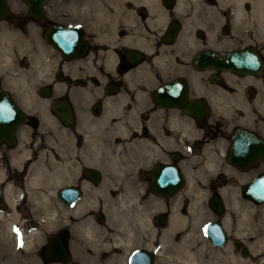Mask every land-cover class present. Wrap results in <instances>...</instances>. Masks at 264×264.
<instances>
[{"label":"flooded vegetation","instance_id":"obj_1","mask_svg":"<svg viewBox=\"0 0 264 264\" xmlns=\"http://www.w3.org/2000/svg\"><path fill=\"white\" fill-rule=\"evenodd\" d=\"M35 4L0 0V256L15 228L46 263L181 264L199 210L213 263H247L225 209L264 173V0Z\"/></svg>","mask_w":264,"mask_h":264},{"label":"rangeland","instance_id":"obj_2","mask_svg":"<svg viewBox=\"0 0 264 264\" xmlns=\"http://www.w3.org/2000/svg\"><path fill=\"white\" fill-rule=\"evenodd\" d=\"M9 157L12 161H14V158L16 157L15 153L10 154ZM232 206L233 207L237 206V207L233 209L231 208ZM231 207H227L225 209L226 216H231L233 219L231 221V225H229V227L231 228V231L228 229L227 231L229 232L230 235H232V233L234 232L236 234L238 233L239 234L238 236L240 238H246V243H247V248L249 250V254L246 260L247 263L244 261L243 262L246 264H257V258L255 257L256 256L255 254H256V249L258 246V241L256 240L257 237L255 238V233L253 232V230L258 231L260 234L262 233L261 237L264 238V203H259L257 205L256 203H252L248 200H241V202L238 205H236L235 202H233ZM194 211L196 212L195 215L193 214L194 216L190 212H186V213L184 212L185 218L183 220V223L185 224V229L179 236H176L177 239L183 236L186 233V230L190 228L193 230L195 235H197L195 237L196 240L203 241V239L207 237L205 233L203 232L202 226L207 219L213 218V215H210L206 212L199 211V210L198 211L194 210ZM226 227L228 228V226ZM3 238H5V236L0 226V244ZM41 240L42 239L40 238L37 243H34V245L40 244ZM18 243H21L18 237H9V241H7V245H8L7 255L8 256L7 258H3L2 256H0V264H63L60 262H47L46 263L44 262V259L41 257V255H39L35 251V249H33L32 251H30L29 249H22L21 247L17 246ZM251 243L253 246L251 245ZM224 248L226 249L227 245ZM230 250L232 253L231 255H234V256L237 255V252L234 250V248H230ZM229 253H230L229 250L225 252V254H229ZM29 255L31 257L27 258V256ZM203 256L205 259L209 260V262L212 261V263L217 260L216 256H214L213 253L204 252ZM19 258H23L25 259V261H21ZM234 258L236 257H232L231 260H229L230 262L228 264H232V261ZM236 259H241V258H236ZM225 260L226 262H228V258L226 256H225ZM220 264H223V263H220Z\"/></svg>","mask_w":264,"mask_h":264},{"label":"bare ground","instance_id":"obj_3","mask_svg":"<svg viewBox=\"0 0 264 264\" xmlns=\"http://www.w3.org/2000/svg\"><path fill=\"white\" fill-rule=\"evenodd\" d=\"M43 171V170H42ZM41 174V173H40ZM44 175V174H43ZM39 177V176H38ZM36 180V179H35ZM60 180V179H59ZM63 180V179H62ZM45 181V180H44ZM54 181V180H53ZM50 182V181H49ZM57 182H58V180H57ZM45 183V182H44ZM41 185V184H40ZM177 200V199H176ZM123 201V200H122ZM121 202V201H120ZM127 202V201H126ZM195 202V201H194ZM193 202V203H194ZM192 203V204H193ZM125 204V203H124ZM123 204V205H124ZM258 205V204H257ZM194 207V206H193ZM190 208V207H189ZM55 209V208H54ZM114 210V209H113ZM125 211V210H124ZM198 211V210H197ZM112 213V212H111ZM120 213V212H119ZM122 213V212H121ZM190 213L193 215H195L196 214V212L195 211H193V210H190ZM117 214V213H116ZM198 214V213H197ZM55 215V214H54ZM118 215V214H117ZM122 215H123V213H122ZM126 215V214H125ZM193 215V216H194ZM121 216V215H120ZM125 217V216H124ZM122 218V217H121ZM120 218V219H121ZM178 218H179V213L177 212V211H175V209H173L172 211H171V213H170V220H169V223L170 222H175L176 220H178ZM185 218V217H184ZM56 221H57V217H56ZM121 221V220H120ZM122 221H124L123 220V218H122ZM122 221H121V224H123L122 223ZM183 221V220H182ZM127 222V221H126ZM128 223V222H127ZM54 224V223H53ZM124 225H127V224H124ZM143 225H144V223H143ZM94 226V225H93ZM92 226V227H93ZM115 226V225H114ZM119 226H121L120 224H119ZM134 226V225H133ZM169 226V225H168ZM177 226V225H176ZM124 227V226H123ZM125 228V227H124ZM123 228V229H124ZM138 228V227H137ZM4 229V228H3ZM7 229V228H6ZM84 229V228H83ZM90 229V228H89ZM122 229V230H123ZM142 229V228H141ZM114 230V229H113ZM119 230V229H118ZM249 230V229H248ZM258 230V229H257ZM262 230V229H261ZM6 231V230H5ZM91 231H92V229H91ZM125 231H127V230H125ZM8 232V231H7ZM83 232H84V230H83ZM253 232L255 233V238L257 237V241H258V245H264V238H262L261 237V234L258 232V231H256V230H253ZM86 233V232H85ZM92 233V232H91ZM118 233V232H117ZM127 233V232H126ZM9 234V233H8ZM11 234V233H10ZM120 234H122V233H120ZM253 234V233H252ZM90 235V234H89ZM254 235V234H253ZM110 236V235H109ZM197 235H195V233L193 232V230L190 228V229H187L186 230V233L183 235V236H181L179 239H177V237L175 236L174 238H176L177 240L175 241V242H173V244L175 245V248H176V251L178 252V253H176V255H177V259H179L180 261H181V264H214V263H212V262H209L207 259H205L204 258V256H203V253L204 252H216V250L215 249H213V248H210V246L207 244V242H205V240L207 239V238H205V239H203V241H200V240H196L195 239V237H196ZM97 237V236H96ZM112 237V236H111ZM118 237V236H117ZM126 237V236H125ZM88 238V237H87ZM91 238V237H90ZM93 238H95L94 236H93ZM119 238V237H118ZM131 238H132V236H131ZM169 239H172V236L170 237H168ZM252 239V238H251ZM254 239V238H253ZM98 240H99V238H98ZM122 240H123V237H122ZM196 240V241H195ZM132 241V240H131ZM96 242H98V241H96ZM122 242V241H121ZM197 242V243H196ZM254 242V241H253ZM120 243V242H119ZM165 243V242H164ZM124 244V243H123ZM134 244V243H133ZM172 244V245H173ZM102 245V244H101ZM112 245V244H111ZM114 246H115V244H113ZM127 245H129V244H127ZM251 245H252V243H251ZM105 246V245H104ZM253 246V245H252ZM93 247V246H92ZM162 247V246H161ZM172 247V246H171ZM125 249V248H124ZM123 249V250H124ZM161 250H163L162 248H160ZM118 252V251H117ZM170 252V251H169ZM163 254V253H162ZM175 255V256H176ZM108 256V255H107ZM112 257H113V255H112ZM106 259V258H105ZM168 259V258H167ZM179 260H177V261H179ZM106 261H107V259H106ZM176 261V260H175ZM159 262V261H158ZM109 263V262H108ZM114 263V262H113ZM262 263V262H261ZM111 264V263H110ZM168 264H170V263H168ZM178 264H179V262H178ZM232 264H246V263H244L241 259H236V258H234L233 259V261H232Z\"/></svg>","mask_w":264,"mask_h":264},{"label":"water","instance_id":"obj_4","mask_svg":"<svg viewBox=\"0 0 264 264\" xmlns=\"http://www.w3.org/2000/svg\"><path fill=\"white\" fill-rule=\"evenodd\" d=\"M42 1V0H41ZM32 11L36 7V0H24ZM41 4V3H40ZM241 149L245 152H249L252 149V145L248 141L241 145ZM234 165L245 166L251 162H232ZM241 193L248 200L254 203H264V173L254 176L252 179L247 181L241 189ZM216 210H220L217 208ZM215 210V211H216ZM204 231L209 239L217 237L223 238V228L218 221L209 222L204 226ZM48 253L51 256L58 257L60 259H66L65 253L61 247V244L57 237H52L48 246Z\"/></svg>","mask_w":264,"mask_h":264},{"label":"snow or ice","instance_id":"obj_5","mask_svg":"<svg viewBox=\"0 0 264 264\" xmlns=\"http://www.w3.org/2000/svg\"><path fill=\"white\" fill-rule=\"evenodd\" d=\"M14 231H16L17 232V236H18V238H19V231L17 230V229H13ZM18 247H22V243H18V245H17Z\"/></svg>","mask_w":264,"mask_h":264}]
</instances>
